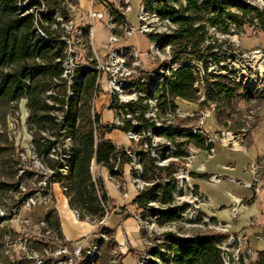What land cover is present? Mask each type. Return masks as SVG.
I'll return each instance as SVG.
<instances>
[{"label":"rangeland","instance_id":"374dc122","mask_svg":"<svg viewBox=\"0 0 264 264\" xmlns=\"http://www.w3.org/2000/svg\"><path fill=\"white\" fill-rule=\"evenodd\" d=\"M29 1H20L18 7L20 14H34L39 21L44 22L48 30L42 29L36 23L37 34L42 37H52L48 35L51 33L53 36H59L60 40L65 43L59 46V53L66 56L62 65L65 68V73L60 78L49 80L51 85L45 92V98L46 102L54 109L44 113L50 120H55L59 127L61 126V129L48 126L46 130H43V124L37 117H33L34 120L31 121L28 117L30 114L29 109L24 101L9 105L0 118V148L7 149L0 157V184L2 185L0 186V264H60L61 257L57 254L56 245L58 241H55L56 236L48 234L47 230L49 231V229L42 226V223L35 219L33 211L25 208V203L31 197L38 200L40 205H43L49 199V193L47 194L42 184L45 181H52L54 176L50 174V170L54 160L57 159L52 158L50 154L53 155V150H55L57 154H54V156L61 158V155L70 151L73 146L74 138L71 131H69L70 126L65 127V123L67 121L68 99L74 97L71 88L76 83L73 78L76 77L77 68L89 66L91 60L96 58V54L100 59H104L110 53V50L105 48V46L110 45L112 33L108 26V18L106 16L105 20L95 22L90 18V11L96 8L93 1H97L96 6L101 5L102 8H105L111 4L121 6L123 0H39L42 4L41 7L28 10ZM146 1L151 3L153 7L155 6V10L148 11L147 24L149 29H154L151 34H169L173 32L177 25L167 19H162L157 7L164 5L180 9L185 8L186 2L184 0H161L160 2L159 0H131L132 11L127 16L130 26L139 27V6L141 4L145 5ZM202 1L199 0L200 3ZM251 1L252 8L264 12V6L258 0ZM51 7L57 10L56 15L52 18L47 13ZM64 11L69 12L68 20H65L61 15ZM201 25L206 27L204 31L205 39L194 54L191 53V49L187 53L181 54L182 49L178 44L176 48L173 46L164 47L160 41H153L149 37L151 34L144 35L142 33H136L129 38L122 37L118 44L111 46V49L130 48L140 54L141 65L134 69L135 79L139 78L137 84L138 95L127 93L128 96L138 99L136 102L134 101V103H137L136 107L139 111L134 126L141 124L139 118L144 115L159 129L172 126L184 130L192 129L200 132L205 137L212 136L215 139L214 149L218 140L225 142L228 148L240 149L238 146L242 141H239V139L243 133L254 129L255 122L264 118V24L259 22L258 19H254L253 23H247L243 28L230 26L229 30H224L205 20L198 22L197 27ZM87 28H90V31L92 29L91 33L90 31L87 33ZM118 33L120 36L123 34L120 30H118ZM153 44L156 45L153 48L154 50L151 49ZM208 47H212V49L209 50ZM255 52H260V55H254ZM211 54H215L216 57H211ZM175 58L178 59L177 63H173ZM59 61L58 58L55 63ZM201 64L203 67H208V70L205 71L204 69V73L199 70ZM181 66L193 68L194 73L199 78H203L204 93L198 91L199 101L197 103L176 100L178 105L176 112H172L167 107L161 109L158 103L160 95L157 90L159 89V83L162 81L161 76L171 74L172 70H176ZM219 76L230 77L233 81L238 82L241 93L244 94L243 97L237 98L231 105H226L223 102H209L203 107L200 106V103L205 101V90L208 83ZM144 88H149L151 90L150 94L143 92ZM201 90L203 91V89ZM140 92L146 97L141 98L139 96ZM51 95L54 98H51ZM78 95L81 97V103H87L92 110L93 119L95 115L99 116L96 110V102L101 95L109 96L110 108L113 105V98L116 97L103 91L97 94L95 89L92 95H85V89H82ZM114 104L119 106L128 105L121 99ZM251 111H254L255 115H252ZM125 115L126 112L124 111L119 116L125 121L126 125ZM101 125H104L102 119ZM95 127L98 128L97 125H94ZM97 128L94 129L95 139L98 138ZM144 132L145 135L142 134ZM148 132L151 134H147ZM142 133H137L141 136V139L138 142H131L130 150L137 153L146 152V150L155 151L154 157H157L158 166H168L172 163L177 165V172L174 177L177 180L178 188L174 194V204L176 206H186V209L182 219L172 224H160L156 219L154 211L163 208L159 202L151 204L152 210H139L138 213L136 212L141 217V222L136 221L139 223L145 240V249L138 256V259H136L137 255L134 254L138 264L141 261V256L149 253L152 249H160L166 258L171 255L169 245L166 243L168 234L192 237L209 231L225 233L214 229L220 224H215L210 218L209 200L205 199L199 187L192 180L194 175L191 172L195 156L203 148L187 144L186 137L177 134L172 138L151 129ZM227 133H230V135ZM42 137L54 143L50 149L48 148L49 156L47 157H42L33 144V139ZM249 137L250 133L248 137H242V139L245 140ZM147 140H150L151 143ZM150 144L152 146H149ZM177 151H184L187 156L178 159L175 156ZM33 153L38 157L34 158ZM48 157L49 159H47ZM91 170L97 179V169L93 164ZM131 173L133 176V172ZM164 180L165 176L162 178L158 174L154 176V182L156 183H162ZM141 182L145 184V188L149 184L143 180ZM55 184L59 183L55 182ZM150 185L152 184L150 183ZM60 186L62 185L49 187L50 192H53V201L50 207L54 209L57 205L58 209H61L59 212L63 213L62 216L67 222H70L68 219L69 209L71 211L78 210L81 214V220L76 221L74 217L72 220H75L77 224L82 221L87 222L84 217V213L87 214V211L79 208V206L72 207L69 194H65ZM119 189L121 193H125L124 186ZM67 201L69 209L66 206ZM55 202L56 205H54ZM108 209L112 214L113 208L111 205ZM65 210L68 211L65 212ZM34 212L38 217H42L46 210L43 207H37ZM87 217L93 224H98L94 223L99 221L95 215L89 214ZM21 220H26V222H21ZM52 220L59 221L58 214L54 213ZM83 224L90 226L88 223ZM105 228L106 226H101V229ZM92 231L93 229H89V232L83 235V239L90 238ZM228 234H230L229 231ZM108 236L109 241L103 246L101 259L96 264H121L122 256L119 255L120 250H118V245L113 239V233L108 234ZM232 237L238 239L236 236ZM78 243L64 241V244L71 250ZM226 244H229V241ZM227 249L225 251L228 256L227 264H243V262L245 264H261L260 262L264 258V252H251L245 245L241 246L239 242H232ZM114 252H117L118 255H114ZM114 258L117 260L116 262ZM155 261L158 262L157 264L164 263V261L161 262L154 258L152 262Z\"/></svg>","mask_w":264,"mask_h":264},{"label":"trees","instance_id":"16d2710c","mask_svg":"<svg viewBox=\"0 0 264 264\" xmlns=\"http://www.w3.org/2000/svg\"><path fill=\"white\" fill-rule=\"evenodd\" d=\"M20 1L24 0H0V118L9 105L27 99L26 105L29 109V119L31 121L34 120L33 117H37L43 124V130H46L48 126L61 129V126L59 127L55 120H50L44 113L54 109L46 102L45 98V92L51 85L49 80L60 78L65 73V68L62 65L66 56L59 53V46L65 43L60 40L59 36H53L49 32L48 35L52 37H42L37 34L36 23L46 31L48 28L34 14H20L18 7ZM184 1L186 6L180 9L159 5L157 8L161 18L177 25V28L171 34H151L149 36L153 41H160L164 47L173 46L176 48L178 44L182 49L181 54L187 53L189 49L194 54L203 43L206 27L205 25L197 27L198 22L205 20L224 30H229L230 26L243 28L247 23H253L254 19H258L259 22L264 24V12L252 8L240 0H203L202 3L199 0ZM41 6L39 0H30L27 9L33 10ZM145 6L148 10H155V6L153 7L148 1H146ZM109 9L115 14L118 24L128 23L126 17L120 14L114 5H109ZM56 12L57 10L51 7L47 13L52 18L56 15ZM61 15L65 20H68V11H64ZM89 31L90 28H87V33ZM208 49L211 50L212 47H208ZM211 57L215 58L216 55L211 54ZM58 58L60 61L55 63ZM177 62L178 59H173V63ZM204 69L206 71L208 67L205 66ZM76 73V77L73 78L76 83L71 88L74 97L68 99L67 125L65 123V127L70 126L69 131H71L74 138L73 146L70 149L71 158L68 161L69 174L62 176L57 172L53 183H59L67 188L66 194H69L70 205L72 207L79 206V208L87 211V214L84 213L86 219L89 220L87 216L93 214L98 218L97 220L101 221L106 215V209L109 210L108 207L110 206L104 182L100 178L95 179L93 177L91 170L93 162L106 168L110 173L116 171V175H120L126 165L132 164V160L125 153L124 148H119L111 141L106 140L107 134H111L115 130H120L123 133L135 131L140 134L151 129L172 138L175 134L186 137L187 144L210 150L211 147L207 146L206 137L200 132L172 126L159 129L144 115L139 118L141 124L138 126L128 122L124 127L101 125L100 116L95 115L93 119L92 110L87 103H81V97L78 95L82 89H85V95H92L94 89L97 91L98 74L93 68V62L90 63V66L77 68ZM161 78L162 81L158 85L159 89H157L160 95L158 99L159 108L167 107L172 112H176L178 108L176 100L191 103L199 101L193 68L181 66L176 70H172L171 74L162 75ZM153 83H155L154 80ZM143 92L150 94L151 90L144 88ZM243 95L239 83L233 81L232 78H213V81L208 83L205 90V101L200 103V106L203 107L209 102H223L226 105H231ZM50 97L54 98L52 95ZM135 106H137V103L128 106L113 104L110 109L116 111V115L119 116L127 108L133 110ZM94 125H97L98 128H94ZM96 128L98 138L95 139L94 129ZM147 141L151 143L150 140ZM33 144L42 157H47L49 156V149L54 143L42 137L33 139ZM5 151L7 149L0 148V157ZM133 153L138 155L139 163L142 166L141 173L132 170L133 176L152 184L150 186L148 184L137 195L134 200L135 205L139 210L149 211L152 210L151 204L159 202L163 208L155 210L154 213L160 224H172L180 221L186 206H176L174 204V194L178 188L177 180L174 177L177 172V165L172 163L168 166H158L157 157L152 155L151 150ZM175 156L181 159L187 154L184 151H177ZM60 166L61 162L54 160L52 169L58 171ZM157 174L161 178L165 176L162 183L154 182V176ZM0 186L2 185L0 184ZM54 213L53 211L48 214L47 224L50 228L57 230L59 236L63 238L60 221L52 220ZM104 230L108 234L113 233L108 228ZM167 237L166 243L169 245L171 255L166 258L160 249L150 250L153 259L164 261L163 264H226L221 245L231 237L228 233L209 231L192 237H182L174 234H168ZM100 259L101 257L96 263ZM152 260L150 261L151 264L158 263L156 261L152 262ZM260 263L264 264V258ZM243 264L245 263L243 262Z\"/></svg>","mask_w":264,"mask_h":264},{"label":"crops","instance_id":"0c3cea01","mask_svg":"<svg viewBox=\"0 0 264 264\" xmlns=\"http://www.w3.org/2000/svg\"><path fill=\"white\" fill-rule=\"evenodd\" d=\"M141 6L142 4L139 8ZM101 9V5L95 8L99 11ZM109 101L108 95H101L96 102L97 113L105 124L114 122L116 116L115 111L110 109ZM249 133L248 139H242V137H248ZM242 137L239 139L242 141L238 146L240 149L228 148L222 140L217 141L213 154L205 149H200L195 156L191 174L194 175L192 180L199 187L201 194L209 200L208 210L210 218L215 224L229 225L231 236L241 238L243 245L251 252L259 253L264 252V118L257 120L254 129L247 133L244 132ZM106 140L111 141L117 147L131 145L126 133L120 130L107 134ZM255 163L260 164L258 174L263 183V189L259 195H255L254 190L246 186L253 182L254 176L251 167ZM95 167L97 178L104 181L110 205L113 208L106 228L113 231V239L120 250L119 255L122 256L120 263L138 264L134 254L138 259L145 249V240L139 223L134 218L139 212L134 203L139 193L133 181L131 166L126 165L123 175L115 178L106 168ZM215 176L219 179L218 182L211 180ZM93 177L96 178L94 172ZM120 185L125 187L124 190L125 193H128V197H124V194L121 193ZM66 203L69 209L68 201ZM56 204L55 202L54 205ZM52 210L59 216L61 231L68 243H83V235L89 232V229L94 231L93 222L87 220V222L82 221L77 224L75 220H72L70 209L68 216L70 222H67L62 216L63 213L59 212L61 209H58L57 205ZM67 211L65 210V212ZM83 223H88L90 226H85L86 224Z\"/></svg>","mask_w":264,"mask_h":264},{"label":"built area","instance_id":"2783aa9c","mask_svg":"<svg viewBox=\"0 0 264 264\" xmlns=\"http://www.w3.org/2000/svg\"><path fill=\"white\" fill-rule=\"evenodd\" d=\"M243 3L250 5V3L252 2L251 0H240ZM258 2H260L263 6H264V0H258ZM122 5H115L114 7L118 10V12H120V14H122L123 16L126 17L128 16V13L132 11V4H131V0H123L122 1ZM97 4V1H93V5L95 7ZM252 7V5H250ZM259 10V9H257ZM149 10L147 9V7L145 5H142L139 9V13H138V19H139V27L135 28L130 26L128 19H127V24H118L116 21V16L115 14H113L109 7H105L102 8L100 11H96V10H91L89 15L90 18L95 22V21H103L105 20L106 16L108 18V26L111 30V36H110V45L105 46V48L107 50H110V53H108L106 55V57L104 59H100L99 56L96 54V58L94 60H91V62H93V68L94 70L97 72V91L96 93L98 94L99 92H105V93H109L111 96H116L115 98H113L114 100L112 101V103H116L119 101V99H121L122 101L126 102L128 105L133 104L134 101L136 102L138 99H134L133 97L128 96V92L129 93H134L135 96L138 95V80L139 78L135 79L134 76V69H136L137 67H140L141 65V60H140V54L135 51L132 50L130 48H124V49H116V48H112L111 46H114L116 44H118L121 41V38H125V37H132L134 34L136 33H142L144 35H150L152 32H154V29L151 30L149 29V26L147 24V19H148V12ZM260 11V10H259ZM119 26V27H118ZM234 27V26H233ZM118 30L122 31V35H118ZM92 31V29H91ZM90 31V33H91ZM233 32H235V30H233ZM172 33V32H171ZM169 33V34H171ZM155 44H153L151 46V49L155 48ZM154 50V49H153ZM254 55H260V52H255ZM90 66V65H89ZM202 73H204V67L202 66V64L200 65V69ZM195 77H196V82H195V88L196 90H198L200 93H204V81L203 78H199L197 76L196 73H194ZM221 77V76H219ZM136 81H135V80ZM135 81V82H133ZM203 89V91L201 90ZM122 95L125 96V99L122 98ZM139 96L141 98L146 97L144 94H142L141 92L139 93ZM27 104V99L22 100ZM16 103V102H14ZM13 103V104H14ZM130 103V104H129ZM126 105V106H128ZM126 122L131 123L132 125H135V118L136 116H138V109L135 106L133 108V110L127 108L126 109ZM179 112V111H178ZM116 114V113H115ZM252 115H255L254 111H251ZM29 117V116H28ZM104 125H115L117 127H124L125 126V121L123 119H121L120 116L116 115L114 122H112L111 124H105ZM143 135H145L146 133H142ZM147 134H151L150 132H148ZM228 135H230V133H227ZM128 139L130 142H138L141 139V136L138 135L137 133H135V131H130L128 133H126ZM229 137V136H227ZM207 139V146H210V151L211 153L215 152V149L213 148V144H215V139L212 136H206ZM33 145V144H32ZM146 147H148L146 145ZM120 148V147H119ZM124 148L125 153L131 158L132 160V164L131 169L134 171H137L138 173L142 172V167L139 163V157L137 154L133 153L130 151L129 147H121ZM70 151L66 152L65 154L61 155V158H58L56 156H54V154H57V152L55 150H53V155L50 154V156L52 158H56L57 161L61 162V166L58 169V171L51 169L50 170V174L51 175H56L57 172L62 175V176H67L69 174V168H68V161L71 158L70 155ZM155 151H152V155L154 156ZM33 157L37 158L38 155L33 153ZM94 166H98L96 164V162H93ZM254 179L252 184H248L246 185L248 188L254 190L255 195H259L263 189V183L260 181L259 179V170H260V164L259 163H255L252 164L251 167ZM111 176L113 178L115 177H120L123 175V172L120 175H116V171L110 173ZM54 176L52 178V181L47 182L45 181L42 185L45 187V191L48 194L49 199L43 204L40 205L39 201L36 200L35 198L31 197L26 203H25V208H28L29 210L33 211V215L35 217V219L37 221H39L40 223H42V226H46L47 229H49V231L47 230L49 235H54L56 236L55 241H58L56 247H57V254L59 257H61V262L60 264H96V261L101 257V250L103 248V245L109 241V236L107 234V232L104 229H101V226H106L107 225V220L110 216V211L106 209V215L105 217L101 220V221H96L94 223H98V224H94V231L92 233V236L89 238H84L82 239L83 243H78L76 244L73 249H69L68 246H66L64 244L65 239H62L59 236V232L57 230H55L54 228H50L47 225V218H48V214L50 212H53L52 208L50 207L51 202L53 201V192H50L49 187H53L54 185H58L59 184H55L53 183V179ZM96 179V178H95ZM133 181L136 185V190L138 193L142 192L145 189V184L143 182H141V179L139 177L135 178L133 176ZM211 180L213 182H218L219 179L215 176L213 178H211ZM123 185H120L119 187H122ZM62 191L66 194L67 193V188L64 186H60ZM51 193V194H50ZM124 197H128V193H124ZM37 207H43L46 212L42 217H38L35 212L34 209ZM119 209V208H118ZM121 212V211H120ZM73 217L76 221H80L81 220V214L78 210H73L72 211ZM134 218L141 222V217L140 215H135ZM88 220V219H87ZM21 222H26V220H21ZM28 222V221H27ZM215 230L217 231H221V232H225L228 233L229 231V225H219L217 227H214ZM229 241V244H226ZM67 242V241H65ZM227 242H224L221 245V249L223 251V258L225 263L227 264V259L228 256L226 255L225 251L228 250L227 247L233 242H239L241 244V246L243 245V241L241 238H234V237H230L229 240H227ZM68 243V242H67ZM114 255H118L117 252H114ZM141 261L139 264H151L150 261L153 259V256L149 253H145L141 256ZM114 261L116 262L117 260L114 258Z\"/></svg>","mask_w":264,"mask_h":264},{"label":"bare ground","instance_id":"6f19581e","mask_svg":"<svg viewBox=\"0 0 264 264\" xmlns=\"http://www.w3.org/2000/svg\"><path fill=\"white\" fill-rule=\"evenodd\" d=\"M122 98H123V99H125V96H124V95H122ZM237 146H238V145H237Z\"/></svg>","mask_w":264,"mask_h":264}]
</instances>
